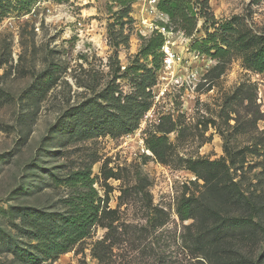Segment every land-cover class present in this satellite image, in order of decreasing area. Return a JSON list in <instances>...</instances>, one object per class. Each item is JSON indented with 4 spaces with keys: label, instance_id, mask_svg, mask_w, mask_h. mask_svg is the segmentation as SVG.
Returning <instances> with one entry per match:
<instances>
[{
    "label": "rangeland",
    "instance_id": "obj_1",
    "mask_svg": "<svg viewBox=\"0 0 264 264\" xmlns=\"http://www.w3.org/2000/svg\"><path fill=\"white\" fill-rule=\"evenodd\" d=\"M209 2L218 21L242 15L253 29L264 32V1ZM116 10L109 0H0V264H26L12 252L16 243L23 252L41 254L29 245L36 243L30 240L34 222L24 221L18 212H64L67 190L51 187L50 178L83 163L91 165L95 186L108 198L109 208L118 210L114 237L99 244L108 229L94 227L72 250L57 258L41 256L38 264L194 261L184 246L185 225L191 222L181 220L178 207L184 197L200 194L203 181L191 170L159 162L145 143L165 115L182 126L180 133L170 134L172 140L180 136V153L217 159L225 155L227 142L242 149L245 158L236 180L250 192L264 186V72L244 68L235 57L221 76L208 74L215 59L192 47L195 39L206 36V28L213 31L203 17L193 36L175 31L176 64L159 71L153 106L139 129L77 144L57 132L71 106L111 79L108 28ZM131 15L130 48L119 50L122 69L145 38L158 32L150 33L151 22L165 23L148 0H134ZM119 81L130 90L127 80ZM241 85L248 97L243 104L232 99ZM103 168L118 177L105 180ZM254 250L264 257V240Z\"/></svg>",
    "mask_w": 264,
    "mask_h": 264
},
{
    "label": "trees",
    "instance_id": "obj_2",
    "mask_svg": "<svg viewBox=\"0 0 264 264\" xmlns=\"http://www.w3.org/2000/svg\"><path fill=\"white\" fill-rule=\"evenodd\" d=\"M109 1L118 7L114 11V22L108 28L109 44L113 48L109 65L111 79L102 90L89 87L90 94L71 106L59 121L57 132L65 134L68 143L130 134L140 128L142 119L154 103L152 88L158 83L159 71L164 65L165 55L161 51L164 36L154 32L145 38L140 51L122 69L119 50L130 48L134 0ZM263 1L251 0V4L258 5ZM158 8L169 17L168 23H164L167 28L188 36L195 34L200 17L211 23L213 31L206 28V36L195 39L192 45L193 49L215 59L216 64L208 74L221 76L235 57L242 60L244 68L264 72V32L253 29L242 15L218 21L209 0H159ZM52 78L47 76L49 82ZM121 79L128 81L129 91L122 88ZM242 89L241 85L234 92L235 103L243 104L248 98ZM227 103L231 104L230 101ZM259 119L256 117L255 121ZM181 129L180 123L171 115L162 116L156 128L146 136L145 143L159 162L191 170L203 181L200 194L184 197L178 207L181 220L191 222L185 225L184 235V246L194 259L190 264H263L264 257H258L254 249L264 240V186L250 192L243 188L239 179L236 180L245 161L242 149L236 150L225 142V155L217 159L182 154L180 136L175 140L170 137L171 133H180ZM92 174L91 165L83 163L65 174L51 176V187L67 190L64 212L38 209L32 214L18 212L24 221L31 219L34 222L30 240L36 243L29 245L41 250V254L29 250L23 252L16 243L12 252L21 261L38 264L41 256L57 258L89 238L94 227L108 229V235L99 244L114 237L118 210L109 208L108 198L101 196L95 186L97 178ZM102 175L105 180L117 176L106 168Z\"/></svg>",
    "mask_w": 264,
    "mask_h": 264
},
{
    "label": "built area",
    "instance_id": "obj_3",
    "mask_svg": "<svg viewBox=\"0 0 264 264\" xmlns=\"http://www.w3.org/2000/svg\"><path fill=\"white\" fill-rule=\"evenodd\" d=\"M158 2L159 0H148L150 9L154 10L157 15L165 21V23H168L169 17L164 12L160 11L158 8ZM152 30L150 33L157 30L159 33H161L164 36L165 42L162 46L161 51L164 53V61H163V68L161 69V72H163L164 69L172 68L177 61V54L173 51L172 45L174 44V41L172 40L173 36L175 35V31H173L171 28H167L165 24H157L154 26V23L151 22ZM181 35H184L183 32H179ZM163 75H160V78L162 79ZM158 83H159V77H158ZM158 83L152 88V92L154 94V98L156 97L155 94V87L158 85Z\"/></svg>",
    "mask_w": 264,
    "mask_h": 264
}]
</instances>
